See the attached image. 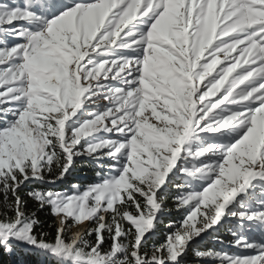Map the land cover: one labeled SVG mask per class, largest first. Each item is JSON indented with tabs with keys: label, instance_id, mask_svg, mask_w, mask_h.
Masks as SVG:
<instances>
[{
	"label": "snow or ice",
	"instance_id": "6c2138e0",
	"mask_svg": "<svg viewBox=\"0 0 264 264\" xmlns=\"http://www.w3.org/2000/svg\"><path fill=\"white\" fill-rule=\"evenodd\" d=\"M17 250L264 264V0H0V254Z\"/></svg>",
	"mask_w": 264,
	"mask_h": 264
},
{
	"label": "trees",
	"instance_id": "16d2710c",
	"mask_svg": "<svg viewBox=\"0 0 264 264\" xmlns=\"http://www.w3.org/2000/svg\"><path fill=\"white\" fill-rule=\"evenodd\" d=\"M91 175V167L86 163H82L77 166V171L73 174V178L70 182L80 183L83 185L90 181ZM56 190H60V188H56ZM30 208H35V205L30 204ZM46 211L47 210H40L37 213L38 218L41 219V221H43L45 224L52 221L53 219L51 216L46 215ZM178 218L179 217L175 214H165L161 218V223L158 225L161 236L165 231L164 225L167 224L170 220H175ZM227 227L228 226H225V228H222L219 232V235L223 236L226 239L229 238L227 234ZM205 244L208 247H219L218 245L214 244V242L210 238L205 241ZM0 264H40V258L38 256L29 255L23 250H17L11 256L0 254Z\"/></svg>",
	"mask_w": 264,
	"mask_h": 264
}]
</instances>
